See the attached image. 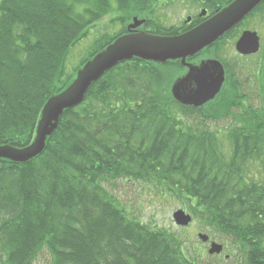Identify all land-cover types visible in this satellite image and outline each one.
I'll return each mask as SVG.
<instances>
[{
	"label": "trees",
	"instance_id": "obj_1",
	"mask_svg": "<svg viewBox=\"0 0 264 264\" xmlns=\"http://www.w3.org/2000/svg\"><path fill=\"white\" fill-rule=\"evenodd\" d=\"M233 1L0 0V145L32 144L48 100L126 34L133 17L146 19L148 33L178 36V27L157 25L162 4L191 2L213 15ZM115 11L123 15L121 31L72 64L73 50ZM177 64H119L64 112L41 156L0 161V264H35L45 251L51 264H205L203 252L188 255L176 233L129 217L108 190L116 182L180 204L202 229L229 239L244 264H264V46L255 84L238 86L227 71L226 88L202 108L172 96ZM197 119L229 121L231 152L221 131L188 125Z\"/></svg>",
	"mask_w": 264,
	"mask_h": 264
},
{
	"label": "water",
	"instance_id": "obj_2",
	"mask_svg": "<svg viewBox=\"0 0 264 264\" xmlns=\"http://www.w3.org/2000/svg\"><path fill=\"white\" fill-rule=\"evenodd\" d=\"M263 3L264 0H234L206 22L178 36L154 35L145 31L120 36L88 61L77 72L76 78L68 88L48 100L42 110L32 144L26 147L0 145V161L27 164L41 156L48 139L58 129L64 112L80 106L92 85L107 72L135 58L156 64L181 61L183 66L191 69L188 75L178 80L171 88L174 99L182 105L194 108H202L214 101L221 93L226 80L222 63L211 59L201 67H193L187 64V59L201 54L217 43ZM145 23L146 20L134 17L128 29L136 30ZM235 49L242 56L256 55L261 49L260 37L256 32L246 31L236 43ZM191 82L195 83L196 87L192 91H186L185 86ZM173 220L176 226L181 228H187L192 223L191 215L184 210L176 211ZM198 238L202 243L209 242V237L204 234H199ZM222 252V245L211 243L208 251L210 256L220 255Z\"/></svg>",
	"mask_w": 264,
	"mask_h": 264
},
{
	"label": "rangeland",
	"instance_id": "obj_3",
	"mask_svg": "<svg viewBox=\"0 0 264 264\" xmlns=\"http://www.w3.org/2000/svg\"><path fill=\"white\" fill-rule=\"evenodd\" d=\"M200 8L199 4H196ZM117 6H114L116 9ZM160 10L156 17L157 25H162L167 28L175 27L176 24L185 21L187 15H194L198 10L189 6L168 3L165 7L160 6ZM204 11H208L204 8ZM260 13V14H259ZM258 15H255L253 20L247 22L245 26L236 30L231 36L226 38L220 46H217L214 50H209L204 53L201 58L215 59L227 64V68L234 73L243 71L244 75L248 76L254 72L259 63L260 54L246 59L239 56L235 50V44L241 36L242 32L249 30L257 32L261 38L262 45L264 46V9L260 11ZM123 15L121 12L115 11L112 14H108L104 19L97 23V25L90 31L87 39L82 41L72 52L71 61L72 64H79L86 56L87 50L95 42L100 40L103 36H112L121 31L123 23L120 18ZM255 87L250 92L252 99H255ZM257 101V99H256ZM192 127H201L205 125L206 128L214 132L221 131L219 138L222 140L224 150L227 153L231 152L229 147V141L227 139V133L230 128V122L227 120L217 123H201V121L192 120L188 124ZM108 190L120 203L121 207L126 210L129 217L133 219H139L145 225L155 228L160 227L167 229L170 232H174L181 237L185 247L188 251V255L195 257V248L200 249L204 256L200 258L201 263L205 264H240V257L232 243L227 238L215 237L206 230L202 229L199 223L192 217V223L187 228H181L176 226L173 220V214L178 210H183L180 204L172 202L169 199L162 200L160 197L154 195L148 190L146 186L139 184H127L125 182L113 183ZM190 215V214H189ZM204 234L209 237V243H202L198 236ZM216 243L222 245L224 251L220 255L210 256L208 251L210 244ZM35 264H51V256L45 251Z\"/></svg>",
	"mask_w": 264,
	"mask_h": 264
},
{
	"label": "flooded vegetation",
	"instance_id": "obj_4",
	"mask_svg": "<svg viewBox=\"0 0 264 264\" xmlns=\"http://www.w3.org/2000/svg\"><path fill=\"white\" fill-rule=\"evenodd\" d=\"M173 4H179V5H184V6H189L191 8H195L197 9L198 11L194 14V15H187L185 17V21L182 22V23H178L175 25V27H178L181 31H182V34L185 33V32H188L196 27H198L199 25H201L202 23L206 22L208 19H210L212 17V15L206 11L204 12V8L200 6V8L197 7V5L195 3H191V2H179V3H174L172 2ZM168 3H165V4H162L163 7H165ZM255 14L252 13V15H250L249 17H247L242 23H240V25H238V27H236V30H238L239 28H241L243 25L245 26V24L251 20L254 19ZM134 18V17H133ZM133 18L131 20V22H129L126 26L127 28V33L129 34L130 32H140V31H143L141 28H138L136 30H129L128 27L132 24L133 22ZM245 31H249V30H245ZM243 31L241 36L243 35V33L245 32ZM239 36V39L240 37ZM238 39V40H239ZM237 40V41H238ZM240 57L242 58H246V59H249V58H252L254 56H241L239 55ZM208 60H211L210 58H201L200 57H193V58H190V59H187V64H189L190 66H193V67H201L203 65V63H205L206 61ZM179 64L176 65L177 69L181 71V75L180 76H177V78L173 81V84H172V87L173 85L180 79H182L183 77H185L186 75H188V73L190 72V67H187V66H183L181 64V61H178ZM224 69H225V75H226V80H225V83L223 85V88H222V91L226 88V82H227V71H229V69L226 67L227 64L224 63V62H221ZM181 66V68H180ZM216 73V71L214 72V74ZM236 79H239L238 80V86H245V85H248V86H251V83H254L255 84V81H254V76L252 74H249L248 76L244 75V73H236V76H235ZM196 87L195 83L191 82L188 86H185V90L186 91H192L194 88ZM221 91V92H222ZM238 253V257H240V264H244V258L242 257L241 255V251H237Z\"/></svg>",
	"mask_w": 264,
	"mask_h": 264
}]
</instances>
